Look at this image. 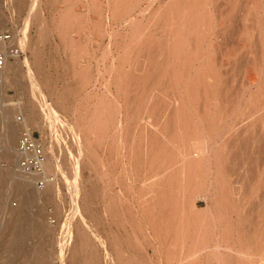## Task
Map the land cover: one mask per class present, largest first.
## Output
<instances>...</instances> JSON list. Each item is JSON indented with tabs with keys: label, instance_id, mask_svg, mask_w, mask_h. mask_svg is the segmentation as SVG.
<instances>
[{
	"label": "rangeland",
	"instance_id": "374dc122",
	"mask_svg": "<svg viewBox=\"0 0 264 264\" xmlns=\"http://www.w3.org/2000/svg\"><path fill=\"white\" fill-rule=\"evenodd\" d=\"M121 1L0 0V29H12L26 51L23 60L9 63L16 70L9 71V78L0 82V179L4 178V181L1 179L4 184L2 183L0 186L3 193L0 221L4 217L9 220L14 214L15 208L25 206L23 209L21 208L20 213L23 215V220L30 224L42 225L41 231L33 232L27 236V249L23 255L16 259L15 264H28L34 258L35 260L37 257L40 259L41 251L47 253L45 260L47 259L49 264H98L97 258L100 255L98 253L100 251L98 237L102 234L100 231L102 227L98 220L104 202L106 207L108 206L107 209L110 207V212L114 217L112 218L110 215L112 219L109 216V223L105 224L107 231H109V227H112L111 232L109 231L111 234L107 231V233L104 232L106 234L103 233L106 240L105 247L108 250L104 247L106 250L102 249L105 253H101V256L103 255L102 258L105 257V260L108 259L107 264L111 261L113 263L109 264H117L119 260L122 263L118 264H219V260L224 261L221 264H248V260L251 258L255 260L254 264H264V191L258 193L256 233L244 235L245 232H242L241 236L236 233V228L240 227L244 231V228L247 227L245 225L249 221L245 219V222L241 221L239 224L237 214L246 212L249 209L247 205L249 203L244 202L238 207L233 198L236 195L233 191L230 190L227 193V196L230 197L227 202L222 199L217 187L211 188L208 192L210 202L201 201V210L197 211V205L193 202L195 184L192 178L188 179L186 186L163 185L158 182L159 179H155L157 176L154 174L161 162L153 157L156 153L158 154V151L154 152L153 150L152 152L151 150L146 153V150H140L139 145L134 143V153L129 158V162L125 156H119L123 146L119 152L113 151L112 154H107L108 152L104 149L105 157L108 160L105 157L104 161L102 160L103 150L101 147L99 149V141L95 135L97 129L96 116L94 115L98 95L101 91L98 68L101 51L105 47H109L113 51L112 53L110 49L112 54L107 60V65L114 62L116 70L114 69V72L112 71L111 75L107 74L106 77L109 76L108 78L112 81L110 87L113 98L111 97V99L115 102L118 101V104H114L121 106L122 108H120L123 110L126 105V97L129 96L130 146L131 140L134 139L135 142L140 140L141 128H146V123L136 127L132 117V107L135 106L133 105V95H135V84L139 73L135 69L139 68L141 60L145 59L147 54L149 56L150 51H154V46L158 41L164 42L166 39L164 20L173 12L169 9L171 7L170 0ZM119 2L122 3V7ZM117 5L119 6L117 7ZM101 6H103L104 15L100 12ZM114 6L117 11L113 10ZM100 13L103 15L104 23ZM174 17L177 18L178 14ZM245 24L247 25L248 21ZM247 28L244 29V35L249 38L248 33H251L249 31L251 28L250 26ZM100 34L104 35L100 36ZM186 36L188 35L186 34ZM210 42L213 43V41H208L207 44H211ZM190 44L192 46L194 44L192 38H190ZM250 44L249 40L243 41V52H247L249 46H252ZM148 48H150L149 51ZM155 54L153 59H156L159 64L162 55L160 52ZM185 60H194V57L191 58V51L188 50L187 56H182L174 66L175 73L179 70L183 79L178 81L174 78L173 81L179 92L184 91V86L190 80L189 75L193 76L195 71V67H192L191 74L185 73ZM125 66L129 67V78L125 75ZM137 71V74L134 73ZM19 79L20 84L17 83ZM150 83L151 81L148 83L149 86L145 87L144 100L152 91L150 89L153 82ZM117 105L115 107H118ZM7 109L11 112L14 111L15 115L11 116V119L7 117ZM51 109L55 110V114L57 113L54 125L50 116ZM121 109L117 108V113L122 111ZM21 112L24 113L22 122L18 119V114ZM72 112L74 126L69 117ZM188 112L191 114L193 126L196 124L198 126L195 113L189 105ZM13 118L19 127L18 136L16 135L13 141L15 150L24 126L40 132L45 142L48 152L47 161L53 162H51L53 169L48 167V170L54 174L56 182L54 184L52 182L53 193L51 192L48 200L39 197L40 200L37 198L38 201L26 202V205L23 206L22 204H25L24 201L27 198L23 199L24 193L16 191L15 175L13 174H16L15 164L18 154L9 158L7 155L9 143L4 141L7 119L13 120ZM28 121L32 125H27ZM71 128L81 134L78 145L74 139L76 133ZM72 131L74 136L71 135ZM133 131L135 132L134 137H132ZM174 137L173 135L172 138L174 139ZM70 145L73 148L69 147ZM79 145L83 147V150L85 149V157L84 160L79 158L80 163L77 161L74 163L77 164L74 166V170L78 168L82 173L78 169L76 172L67 171L70 169L69 159L67 160L69 158L68 148H72L76 155L79 152ZM98 153L102 155L100 156ZM106 160L108 162H105ZM103 162L108 167L104 182L101 180L103 167H105L102 165ZM77 176L83 180L80 179V189L83 190L79 192L78 207L81 205V211H87L85 212L87 216L82 220L76 215L73 220H70L71 198L66 181L70 177V180L75 181V184L78 185ZM153 181L156 182L152 184ZM156 183L159 185L157 186ZM157 189L160 191L157 192ZM104 190L107 195L103 200ZM154 191L161 195L158 202H154L152 199L155 195ZM144 196L148 199L150 197V199L148 200L146 197L144 199ZM148 203L150 205L159 203L161 208L155 212L148 207ZM147 204L148 206L145 207ZM51 216L56 218L55 222L51 221ZM228 217L230 225L233 227L228 228L234 230L230 235L232 239L224 235L226 233L223 232L228 226ZM107 234L109 236H106ZM243 236L246 237L242 238ZM228 241L233 244L234 249L229 250ZM114 243L118 245H114ZM249 245L252 246L248 247ZM217 247L219 248L217 249ZM114 248L117 250L116 253ZM31 251L38 253L34 254ZM242 254L251 258L247 260L246 256H240ZM109 256H113V258ZM115 261L117 262L114 263Z\"/></svg>",
	"mask_w": 264,
	"mask_h": 264
},
{
	"label": "bare ground",
	"instance_id": "6f19581e",
	"mask_svg": "<svg viewBox=\"0 0 264 264\" xmlns=\"http://www.w3.org/2000/svg\"><path fill=\"white\" fill-rule=\"evenodd\" d=\"M121 2H119V4L122 7ZM170 4L171 7L169 9L173 12L171 11L172 13L170 16L168 15L169 17L165 18L164 24L162 23L167 34L166 39L164 42L158 41L156 46H154V51L148 52L149 56L147 54V59L146 57L145 59L143 58L140 66L137 65L139 68L136 67L135 70H138L139 73L138 71L134 72L136 74L138 73V79L135 84V95H133V105L135 106L132 107L133 109L131 108L133 113L132 117L136 123V127L146 123V128H141L139 133L140 140L136 142L134 139L131 140L130 146L129 96L126 97L127 100L125 99L126 105L123 110L121 106L117 105L118 101L115 102L111 99L113 96L110 87L112 81L108 78L109 76H106L107 74L111 75L112 71L114 72L116 65L114 62L112 64L109 63L111 64H108L109 67L107 65V60L110 54L113 53L111 48L105 47L101 51V56L98 61L101 91L99 89L100 92L97 99L96 113H94V115L96 116L95 123L97 129L95 135H97L99 141V149L101 147L103 150L102 160L105 157L104 149L108 152L107 154H112L113 151H115V153L119 152L121 146H123L124 148L119 152V156H125L129 162V158H131L134 153V143L139 145L140 150H146V153L151 150L152 152L153 150L154 152L158 151V154L156 153L153 159H158L161 162L159 168H157L156 174H154V176H157L155 179H159V183L163 185L186 186L188 179L192 178L195 184L193 202L197 205V211L201 207V201L210 202L208 192H210L211 188L217 187L222 199L227 202L230 200L227 193H229L230 190L233 191L234 194H236L233 198L238 204V207L243 205L244 202L249 203L247 204L249 209L246 212L237 214L238 220L240 221L239 224L245 219L249 221L245 225L247 227L244 226V231H242V228L237 227L236 233L241 234V236L242 232H245L244 235H254L257 230L258 193L264 191V0H170ZM118 6L119 5H117V7ZM102 7L103 6H101L100 12L103 14ZM172 7L173 9H171ZM113 10H116L115 6ZM176 14H178L177 18L174 17ZM103 15H101L102 19L101 17L100 19L104 23ZM246 21H248L250 25H247L251 28V30H249L251 33H248L249 38L244 35V29H248V26L245 24ZM102 22L101 24L103 25ZM100 32H102V30H100ZM186 34L188 36H186ZM102 35L100 34V36ZM190 38H192L194 42L193 46L190 44ZM245 40L251 41L252 44L251 47L248 45L249 48L247 52H243L244 50H242V43ZM208 41H213V43L210 42L211 44H207ZM149 50L150 48H148V51ZM188 50L191 51V58L194 57V60H185V73L191 74L190 70L192 67H195V71L192 74L193 76L189 75L190 80L186 86H184V91L179 92L176 90L173 81L174 78L178 81H182L183 79L181 78L180 72H178L179 70L175 73L174 66L177 61L181 60L182 56H187ZM158 52L162 55L159 64L156 59H153L154 53L157 55ZM198 63L199 65H197ZM158 65H160V67H157ZM13 69L14 67L8 64L6 72L3 74L0 82L9 78L8 76L10 75H8V72ZM124 69H126L125 75L128 77L130 72L129 67L126 68L125 66ZM15 70L16 69H14V71ZM15 78L17 79V77ZM18 81L17 83L20 84V79ZM150 81L151 83L153 82L152 88L150 89L149 87L150 91H152L149 93V96L147 94L148 97L146 96L147 98L145 97L146 99L144 100V94H146L145 87ZM115 105L118 107H115ZM188 105L192 107V111L195 113L196 122L199 124L198 126L197 124L193 126L191 114L188 112ZM117 108L122 111L119 110L120 112L117 113ZM7 110V117L11 119V116L15 115L13 113L14 111L11 112V108ZM54 111H52V109L50 110L51 121L53 122L50 123L53 125L56 121L55 116H57V113L55 114ZM69 117L72 123L73 112ZM10 119H7V124L5 125L6 138L4 141L6 140L7 144L9 143V145H7V155L9 158H12L13 155L16 156L18 154L16 151L17 149L15 150V146L13 145V141L15 140V136H18L19 127L16 124L17 122H14V118L13 120ZM73 124L74 123H72V125ZM27 125H32V123L28 121ZM71 130H73V128H71ZM73 131L71 135L74 134L75 131ZM75 133L77 138L75 137L74 139L78 145L81 134L80 132L79 134L77 132ZM132 133H134V135L132 134V137H134L135 132L133 131ZM173 135L175 136L174 139L172 138ZM72 142L74 141L72 140ZM69 147L72 146L70 145ZM72 148H68L69 158H67V160L69 159L70 169L67 171L71 170L76 172L79 169L75 168L74 170V166L77 165L74 163H76V161L80 163L79 158L84 160L85 149L83 150V147L79 145V152L74 155L75 152L73 153ZM107 160L105 162H108ZM51 162L52 161H46L47 170L48 167L49 169H53V162ZM102 165L106 167L105 163ZM105 167H103L104 171L101 176L103 182L107 175L106 170H108V167ZM127 169H129V167H127ZM79 171L82 173L81 170ZM13 175H15L16 191L24 193L23 199L27 198V200L24 201L25 204H22L23 206L26 205V202L33 203V201L37 200L39 197L48 200L49 196L53 193L52 185L56 183L54 181L55 179L52 181L53 184L50 182L46 187H38L37 189L29 177L17 172ZM67 176H69L68 173ZM77 177L76 180L79 179V181H77L78 185L75 184V181L70 180V177H66L68 193L71 198L70 220H73L76 215L81 217L82 220L87 216L85 215L87 211H81V205L78 207L80 200L78 199L79 192L83 189H80V179L82 180V178ZM1 179L3 180L4 178L1 177ZM1 179L0 186L3 183ZM155 182L156 181H153L152 184ZM158 185L159 184H157V186ZM204 188H206V190H204ZM0 189L2 190V188ZM1 190L0 211L3 203V193ZM159 191L160 190L157 192ZM154 192L155 195L152 199L154 202H158L161 195L156 191ZM106 195V190H104L102 193L103 200ZM149 196L151 197V195ZM145 197L146 196H144V199ZM146 199H148V197H146ZM104 203L98 220L102 225H100V227H102L100 230L102 234L100 233L101 235L98 237L99 248H97L100 250L98 252L100 255H98L99 257L97 258L98 264H107L108 259L105 260V257L102 258L103 255L101 256V253H103L102 249L106 246L103 233L107 231V225L105 224L110 220L109 216L113 215L110 212V207L108 210V206L106 207ZM148 204L145 205V207L148 206ZM148 207L157 212L156 210L161 208V205L159 203H154L151 205L149 204ZM21 208L22 207L15 208L14 214L9 220H6V217L3 215L5 219L1 217V264H15L16 259L20 255H23L27 249V236L33 232L41 231L42 225L30 224L23 220V215L20 214L23 209ZM112 218L114 217L112 216ZM230 223L229 220L228 226L226 225L227 230L226 228L224 229L225 231L223 230V232L226 233L224 235L229 237L234 232L233 229L228 228L231 227ZM109 228L112 230V227ZM109 231L107 232L110 233L111 231ZM106 236L109 235L107 234ZM244 237L246 236L242 238ZM114 245L118 244L114 243ZM251 246L249 245L248 247ZM35 247L34 249H36ZM218 248L219 247H217V249ZM228 248L229 250L234 249L233 244L229 242ZM116 251L117 250H115V253ZM27 252L29 253V250ZM31 252L34 254L38 253L34 251ZM106 254L108 257V251ZM39 255H41L40 259L37 257L35 260L33 256L34 259L30 260L28 264H49V261L47 259L45 260L47 253L41 251ZM247 255L250 254L247 253ZM240 256L242 257L244 255L242 254ZM117 257L118 259L120 258L119 255ZM110 258H113V256ZM249 258H247V256L245 257L247 260ZM116 262L117 261L114 263ZM119 262H121V260H119ZM248 262V264H254L255 260L251 258ZM221 263H224V261L222 262L219 260V264Z\"/></svg>",
	"mask_w": 264,
	"mask_h": 264
},
{
	"label": "built area",
	"instance_id": "2783aa9c",
	"mask_svg": "<svg viewBox=\"0 0 264 264\" xmlns=\"http://www.w3.org/2000/svg\"><path fill=\"white\" fill-rule=\"evenodd\" d=\"M25 49L19 38L10 28L0 29V79L11 62H19L25 57ZM18 119L24 121V113L18 114ZM18 159L15 164L17 173L29 177L39 188L46 187L55 179L54 174L46 168L48 152L40 132L24 126L16 145ZM52 222L55 217H50Z\"/></svg>",
	"mask_w": 264,
	"mask_h": 264
}]
</instances>
